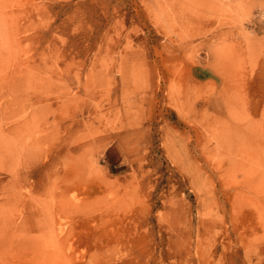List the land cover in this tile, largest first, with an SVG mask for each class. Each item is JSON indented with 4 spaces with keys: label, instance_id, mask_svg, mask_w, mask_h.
<instances>
[{
    "label": "rangeland",
    "instance_id": "1",
    "mask_svg": "<svg viewBox=\"0 0 264 264\" xmlns=\"http://www.w3.org/2000/svg\"><path fill=\"white\" fill-rule=\"evenodd\" d=\"M0 264H264V0H0Z\"/></svg>",
    "mask_w": 264,
    "mask_h": 264
}]
</instances>
